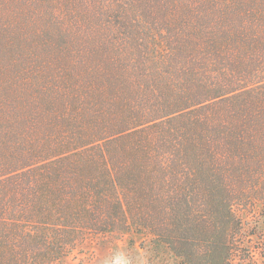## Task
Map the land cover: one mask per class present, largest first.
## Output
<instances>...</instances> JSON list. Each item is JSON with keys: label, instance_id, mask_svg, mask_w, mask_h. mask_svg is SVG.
<instances>
[{"label": "trees", "instance_id": "trees-1", "mask_svg": "<svg viewBox=\"0 0 264 264\" xmlns=\"http://www.w3.org/2000/svg\"><path fill=\"white\" fill-rule=\"evenodd\" d=\"M260 207L264 0H0V264H264Z\"/></svg>", "mask_w": 264, "mask_h": 264}, {"label": "rangeland", "instance_id": "rangeland-1", "mask_svg": "<svg viewBox=\"0 0 264 264\" xmlns=\"http://www.w3.org/2000/svg\"><path fill=\"white\" fill-rule=\"evenodd\" d=\"M259 210L263 209L260 207ZM262 214L256 220L264 230V213ZM255 258L253 262L242 264H263L258 255ZM56 264H180V262L165 246L151 244L149 238L142 234L129 232L97 237Z\"/></svg>", "mask_w": 264, "mask_h": 264}]
</instances>
